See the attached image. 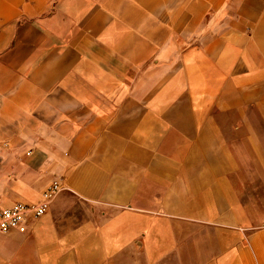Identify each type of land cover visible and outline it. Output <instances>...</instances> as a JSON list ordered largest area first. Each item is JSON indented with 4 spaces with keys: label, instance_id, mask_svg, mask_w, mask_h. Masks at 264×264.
I'll list each match as a JSON object with an SVG mask.
<instances>
[{
    "label": "crops",
    "instance_id": "1",
    "mask_svg": "<svg viewBox=\"0 0 264 264\" xmlns=\"http://www.w3.org/2000/svg\"><path fill=\"white\" fill-rule=\"evenodd\" d=\"M0 264H264V0H0Z\"/></svg>",
    "mask_w": 264,
    "mask_h": 264
},
{
    "label": "built area",
    "instance_id": "2",
    "mask_svg": "<svg viewBox=\"0 0 264 264\" xmlns=\"http://www.w3.org/2000/svg\"><path fill=\"white\" fill-rule=\"evenodd\" d=\"M62 190V185L59 182H54L44 192L43 199L39 204L18 202L10 208L0 211V232L2 234L12 231L27 233L29 222L42 217Z\"/></svg>",
    "mask_w": 264,
    "mask_h": 264
},
{
    "label": "rangeland",
    "instance_id": "3",
    "mask_svg": "<svg viewBox=\"0 0 264 264\" xmlns=\"http://www.w3.org/2000/svg\"><path fill=\"white\" fill-rule=\"evenodd\" d=\"M3 242H4V239L3 237L0 236V247L2 246Z\"/></svg>",
    "mask_w": 264,
    "mask_h": 264
}]
</instances>
